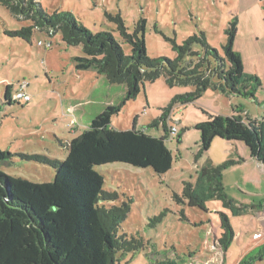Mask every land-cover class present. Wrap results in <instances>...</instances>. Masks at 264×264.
Returning <instances> with one entry per match:
<instances>
[{"label":"rangeland","instance_id":"rangeland-1","mask_svg":"<svg viewBox=\"0 0 264 264\" xmlns=\"http://www.w3.org/2000/svg\"><path fill=\"white\" fill-rule=\"evenodd\" d=\"M37 2L48 14L70 13L85 29L92 33H110L117 41L121 38L116 24L108 17L119 16L129 34H133L139 21L144 20L145 51L151 59H173L172 43L182 45L188 37L200 34H204L211 48L220 51L226 43L225 31L231 23L235 24L237 36L233 50L241 58L244 73L257 77L262 85L254 94L255 99L207 90L194 103L174 106L167 113V120L157 129L146 130V126L161 116L174 97L190 93L193 88H169L162 78L145 83L136 99L126 103L112 117L111 127L120 131L131 130L134 118L138 117L136 129L146 130L153 137L166 134L169 138L170 126H175L178 132L183 131L180 143L176 136L166 141L173 156L171 169L163 176L155 175L151 169H137L125 164H109L97 168V171L104 177L103 190L115 193L118 198L117 202L106 206L130 205L120 233L133 235L145 244L139 252L121 258L119 264H154L167 259L177 264H250L256 249L264 245V235L251 240L253 234L264 231V171L241 145L222 140L214 141L196 162L200 136L194 126L207 122L210 116L230 117L238 111L247 118L264 115L263 3L259 0ZM29 26L30 22L13 16L0 6V81L15 85L25 79L31 96L26 105L3 106L6 85L0 84V151L11 156L44 155L63 160L67 152L57 140L66 143L80 135L105 107L119 105L126 89L108 85L104 77L92 71L76 72L73 58L82 56L81 47H67L58 33L35 30L28 43L5 34ZM121 47L126 55L130 54L128 45ZM191 62L196 64L198 59L194 57ZM14 92L13 86L11 93ZM68 108L87 113L79 123L85 128L76 132L67 129V123L78 117L73 111L67 115ZM256 120L262 123L264 117ZM239 159L244 163L223 171L221 183L230 198L239 205L253 206V210L233 217L217 201L207 202L202 211L174 201V195H181L183 183L195 180L198 167L207 162L216 167ZM0 171L36 184L49 183L54 177L50 168L17 158H13L12 165L0 166ZM219 213L227 215L234 234L225 252L218 246L221 238ZM160 214L164 216L158 221ZM2 264H13L9 254Z\"/></svg>","mask_w":264,"mask_h":264},{"label":"trees","instance_id":"trees-1","mask_svg":"<svg viewBox=\"0 0 264 264\" xmlns=\"http://www.w3.org/2000/svg\"><path fill=\"white\" fill-rule=\"evenodd\" d=\"M259 1L264 11V0ZM0 6L31 23L28 28L6 31L9 37L28 43L35 30L58 33L67 47H81L82 56L73 58L76 72L92 71L104 77L108 85L126 89L121 103L105 107L80 135L66 143L57 140L67 152L63 160L44 155L11 156L0 151V166L12 165L13 158H17L54 172L51 182L36 184L0 171V264L7 254L13 264H119L121 258L139 252L145 244L133 235L120 233L130 205L106 206L118 198L115 193L103 190L104 177L97 168L125 164L151 169L155 175L163 176L173 164V156L166 146L167 135L157 138L145 131L157 129L174 106L194 103L207 90L255 99L254 94L262 85L257 77L244 73L241 58L233 50L237 28L234 23L229 25L225 31L226 43L220 51L211 48L204 34H200L188 37L182 45L172 43L173 59H151L145 51L144 20L129 34L119 16L108 17L116 24L121 38L117 41L110 33H92L85 29L70 13L48 14L37 0H0ZM123 44L130 47L129 55L124 53ZM194 57L198 59L196 64L191 62ZM161 78L169 88L190 86L193 91L174 97L145 131L136 129L138 117L134 118L131 130L113 129L112 117L136 99L145 83ZM15 87L16 84L14 90ZM12 90L13 86H5L3 106L14 104ZM238 112L230 117L210 116L207 122L194 126L200 136L196 162L216 140L241 145L251 159L259 164L264 162V122ZM182 133L176 135L178 143ZM242 163L243 159L229 160L216 167L205 163L197 168L193 182L183 183L181 195H174V201L201 211L207 202L217 201L233 217L253 210V206L239 205L230 198L221 183L223 171ZM163 216L160 214L158 221ZM219 217L218 246L225 252L234 234L227 215L219 213ZM256 250L250 264L264 260V245ZM154 264L177 263L167 259Z\"/></svg>","mask_w":264,"mask_h":264},{"label":"built area","instance_id":"built-area-1","mask_svg":"<svg viewBox=\"0 0 264 264\" xmlns=\"http://www.w3.org/2000/svg\"><path fill=\"white\" fill-rule=\"evenodd\" d=\"M39 45H41V43H39ZM28 87H29V83L26 80H21L16 83L15 92L12 95V101L14 104H18L22 106L28 104L31 101V96L27 92ZM66 127L69 131H73L74 128L79 127L78 119L74 117L70 122L67 123ZM169 130L170 133H169V138H167V140L170 141L177 135L178 131L175 126H170ZM260 167L264 171V162L260 164ZM262 235H264V231L260 230L258 234H253L251 236V240H255L257 236H262Z\"/></svg>","mask_w":264,"mask_h":264},{"label":"crops","instance_id":"crops-1","mask_svg":"<svg viewBox=\"0 0 264 264\" xmlns=\"http://www.w3.org/2000/svg\"><path fill=\"white\" fill-rule=\"evenodd\" d=\"M22 80H25V79H22ZM21 81V80H20ZM19 82V81H18ZM17 83V82H16ZM0 84H5L6 86H9V83H6L4 80H2V81H0ZM11 86H14V85H12L11 84ZM90 104V103H89ZM69 110V111H68ZM70 111H73V113L75 114V115H77L78 117H77V119H78V121H79V123H81V120L82 119H84L85 118V116H86V114L87 113H81L80 111H78V110H72V108H68L67 109V115H68V112H70ZM79 115H78V114ZM247 113V112H246ZM236 115V114H235ZM262 117H264V115L263 116H260V115H257V117H253V118H250V119H256V118H262ZM81 127H83V128H85L84 126H81L80 124H79V127H76V128H74V130L72 131V132H76V131H78V129L79 128H81ZM82 128V129H83ZM81 129V130H82ZM258 164V166L260 167V164L259 163H257ZM260 169H261V167H260ZM262 170V169H261ZM263 171V170H262ZM263 262H264V260L262 261V262H258V264H263Z\"/></svg>","mask_w":264,"mask_h":264}]
</instances>
